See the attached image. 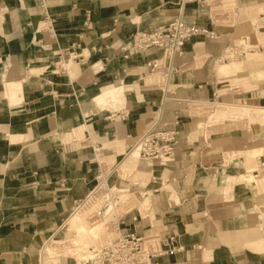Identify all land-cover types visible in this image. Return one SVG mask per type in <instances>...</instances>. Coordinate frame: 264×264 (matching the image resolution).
Returning a JSON list of instances; mask_svg holds the SVG:
<instances>
[{
	"label": "crops",
	"instance_id": "obj_1",
	"mask_svg": "<svg viewBox=\"0 0 264 264\" xmlns=\"http://www.w3.org/2000/svg\"><path fill=\"white\" fill-rule=\"evenodd\" d=\"M180 2L0 0V264L51 263L45 250L39 262V250L68 218L69 226L76 202L95 187L98 163L111 158L118 164L142 134L172 130L176 117V161L155 170L162 175L158 183L175 187L155 189L150 215L133 221L138 211L131 213L126 228L160 233L167 240L163 264H264V190L227 172V151L205 154L206 138L196 136L190 114L192 104L217 97L215 66L244 39L238 25L229 33L187 41L171 62L178 70L163 92L146 79L148 62L162 51L129 60L120 54L137 32H152L176 18ZM246 4L257 5L249 7L255 19L264 0ZM208 9L187 4L185 21L215 31ZM263 35L257 40L264 41ZM245 70L242 65L237 75ZM250 75L264 84V67ZM237 95L255 103H230L235 107L264 108V87ZM246 131L236 126L230 130L236 134L222 139L237 143L228 140L216 148L233 146L228 153L239 163L235 146ZM75 134L94 144L77 147ZM253 150L242 157L246 169L257 165L252 156L264 152V145ZM126 159L120 175L128 168L123 166L132 165Z\"/></svg>",
	"mask_w": 264,
	"mask_h": 264
},
{
	"label": "rangeland",
	"instance_id": "obj_2",
	"mask_svg": "<svg viewBox=\"0 0 264 264\" xmlns=\"http://www.w3.org/2000/svg\"><path fill=\"white\" fill-rule=\"evenodd\" d=\"M237 1L238 6H236V10L230 12L227 21L220 22L222 21L220 20L218 23H215L216 26L213 36H218L222 33H229L238 25L236 28L239 30L238 32H241L240 36L244 37L242 47L229 49L221 59L217 60L218 62L215 66V73L220 83L217 90V97H214L213 100L206 103L192 104L190 106V114L194 118L195 125L193 130L195 131L196 136L202 137V139L206 138L207 143L205 148H207V151L205 154L227 151V153L223 154L226 155L225 160L223 161V167L228 168L229 166L227 172L235 174L238 177L239 183L257 186L259 190L263 191L264 172L261 174L262 169L260 168L261 163L264 162V152L256 153L255 149L264 145V118L260 117V114L264 113V108L243 107L240 109L232 104L255 103V101L238 100L240 96H238L237 93L264 87V84L250 75L251 70L264 67V41L257 40L260 33H264V27L259 30L258 27L255 26L257 22L256 18L257 20L259 19L258 25L264 26V19H261L264 14V6H259L263 7L261 9L262 13L257 12L255 19H253L250 18L249 7H255L257 5L249 6V4H246L247 0ZM219 3L218 0H208L206 5H208L212 11H215L214 13H218L220 9L215 8L219 7ZM250 30L255 35H252ZM262 37H264V35ZM255 45H258L259 48L251 50V48H255ZM240 50H244L245 55L241 57L237 56L236 52H239ZM242 65H244L246 70L242 75H237V73L240 72ZM218 72L221 76H218ZM146 79L147 83L156 85L162 92L164 91L165 84L167 83L164 79L161 77L154 78L149 75H147ZM224 99L229 100V102ZM222 103L227 104H223L222 106ZM231 109H233V111L230 112ZM246 109L248 110L247 112ZM239 125H243L247 130V135L245 133L246 136L244 135L245 138L240 144H238L239 146H235L237 158L239 157L238 159L240 160L239 163H236L234 161V158L236 157L235 154L233 155V152L228 153L229 150H234L233 146L223 148L216 147L219 143L229 142L228 140L232 143H237V138L226 140H223L222 138L236 134H231L230 130L233 131V129ZM75 136L79 135L75 134ZM82 140H85V138L82 137ZM77 147H91V142L85 141L80 144L77 142ZM251 149L255 150H253L255 153L252 158H256L258 166L256 165L246 169L242 157L250 155ZM129 158L130 156L127 160ZM125 159L119 158L118 165L125 161ZM102 162L108 165V167L116 164L111 158L103 159ZM128 162H131L132 165L123 166V168H128L121 175V167L119 165L118 169L120 172L110 180V184L116 186L119 190L126 189V191H131L126 194L129 195L128 197H130L132 204H123L117 210V213L120 216H124L126 213L131 211L132 213H137L139 210L142 216H148L151 211L147 212V209H150L151 196L153 195L152 193L154 190L162 189L163 191H169L175 186H170L163 182L162 184L158 183L161 181L162 175L161 173H156L155 170L161 168L165 169L167 167H161L159 165L158 167L156 165L152 166L150 162L140 161L138 154H135V159L131 158ZM257 169L259 170L258 173L260 174V178H255L252 174H249L251 171ZM144 173L146 176H142ZM153 179H156V181H153ZM253 180L256 182H253ZM142 191H146L149 196L143 198ZM101 201L102 200L99 198L91 199L90 202L78 212L79 216L76 221L70 219L69 226L67 225L68 218L59 235L46 241L44 246L39 250V262L41 263L42 259L45 257V250L47 252L45 261L52 257L54 258L49 264H82L81 260L85 258V255L87 256L90 248H100L108 243L115 235L114 230L116 226H113L111 222L116 221V217L113 213H110L108 217L97 215L101 208ZM84 228L89 232H85ZM56 241H61L63 245H58ZM90 254L92 253L90 252ZM91 257L92 255L88 257V259ZM88 259L86 258V260Z\"/></svg>",
	"mask_w": 264,
	"mask_h": 264
},
{
	"label": "built area",
	"instance_id": "obj_3",
	"mask_svg": "<svg viewBox=\"0 0 264 264\" xmlns=\"http://www.w3.org/2000/svg\"><path fill=\"white\" fill-rule=\"evenodd\" d=\"M196 1L199 0H181L180 14L168 24L159 26L152 32H137L130 42L121 46V57L129 60L151 50L162 51L163 56L161 58L148 62L147 72L150 76L154 78L161 77L167 82L171 75L178 70L171 62L177 55L183 53V47L187 41L197 36L214 37L213 29L202 28L195 24H188L185 21L184 9L186 5ZM219 4V7L215 8L220 9L218 13H214L215 11H212L205 4L209 8V20L212 26H216L215 23L220 20H222L220 22L227 21L230 12L234 11L221 2ZM242 44L243 40L238 48H241ZM254 47L251 50L259 48L258 45ZM236 53L240 57L245 55L244 50ZM179 124V117H176L172 130L152 129L145 132L131 146L128 154L136 151L140 160L150 162L151 165L170 166L176 161V152L180 144ZM85 141L89 140L85 139ZM262 165L264 167V162ZM98 166L99 171L95 187L88 193L86 198L76 202L74 213H78L94 198L102 200L98 216H105L108 211L113 213V210L116 209L117 211L124 204L122 195L125 193L114 191L110 184L111 177L119 172V165L116 163L108 167V165L101 162L98 163ZM131 213L132 211L124 216L115 213L116 221L111 222L113 226H116L114 237L104 246L90 249L92 257L83 260L82 264H163L160 259L165 254L163 247L167 240L163 239L161 234L157 232L141 234L135 230L127 229L125 218ZM140 215L138 210V215L133 216L132 220L137 221ZM169 241H174V237H170Z\"/></svg>",
	"mask_w": 264,
	"mask_h": 264
},
{
	"label": "bare ground",
	"instance_id": "obj_4",
	"mask_svg": "<svg viewBox=\"0 0 264 264\" xmlns=\"http://www.w3.org/2000/svg\"><path fill=\"white\" fill-rule=\"evenodd\" d=\"M207 1L208 0H199V1H196L195 3H198V4H200L201 5V3L202 2H205L204 4H206L207 3ZM210 1V0H209ZM212 1H214V0H212ZM216 1V0H215ZM219 2H221V3H223L224 5H226V6H229V7H231L233 10H236V6H238L237 5V3H238V1L237 0H218ZM194 3V2H193ZM238 10V9H237ZM258 23H259V19L257 20V22H256V24H255V26H257L258 27V29L259 30H261L264 26H260V25H258ZM232 49V48H231ZM229 50V49H228ZM227 50V51H228ZM227 53V52H226ZM71 64H72V62H71ZM223 106V105H222ZM245 110V109H244ZM264 110V109H263ZM224 111H225V108H224ZM231 111H233V109H231L230 110V112ZM248 110L246 109V112H247ZM225 113V112H224ZM264 113H261L260 114V117H263L264 118V115H263ZM82 136V135H81ZM80 135L79 136H75V137H77V138H80L81 137ZM81 143L83 142V141H85V140H82V138H81ZM92 144H94V142H91ZM96 149H97V152H99V153H101L102 152V149H100L99 147H96ZM135 154H138V152H136V151H133V152H131L130 154H126V157L128 158L129 156H130V158L129 159H131V158H134L135 159ZM125 157V158H126ZM138 157H139V155H138ZM129 159L126 161L128 164H131V162H128L129 161ZM140 159V158H139ZM141 161V160H140ZM122 163V162H121ZM260 169H262L261 170V174H262V172H264V167H263V165H262V163H261V168ZM255 172H259V170L257 169V170H253V171H251L249 174L251 175H253L255 178H260V174L258 173L257 175H255L254 173ZM264 175V174H263ZM263 175H261V176H263ZM255 180H253V182H254ZM256 182V181H255ZM113 187V190L114 191H116V192H119V191H121V192H123V193H125L124 195H122V199H123V202H124V204H126L127 203V205H129V204H132V201H130V197H128L129 195L128 194H126V193H130L131 191L130 190H128V191H126V189H124V190H119L116 186H112ZM143 193H142V197L143 198H146L147 196H148V193L146 192V191H142ZM133 196V195H132ZM129 202V203H128ZM150 208V207H149ZM141 210V209H140ZM142 211V210H141ZM113 212V214L115 215V213L117 212L116 211V209L115 210H113L112 211ZM145 212V211H144ZM147 212H149V209H147ZM111 212L110 211H108V212H106L105 213V216L106 217H108L109 216V214H110ZM89 215V214H88ZM79 215H78V213H74V215L72 216V218L71 219H73V220H77V217H78ZM88 222V221H87ZM84 231L85 232H89L87 229H85L84 228ZM93 232V231H92ZM91 249V248H90ZM90 249H89V253L87 254V256L85 255V258H83L81 261H83V260H86V258L88 259V257H90L92 254H90ZM78 261H80V260H78Z\"/></svg>",
	"mask_w": 264,
	"mask_h": 264
}]
</instances>
